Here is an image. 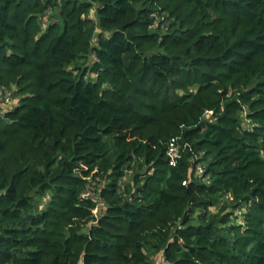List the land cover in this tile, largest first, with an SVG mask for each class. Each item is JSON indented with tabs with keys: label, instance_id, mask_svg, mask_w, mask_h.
I'll list each match as a JSON object with an SVG mask.
<instances>
[{
	"label": "trees",
	"instance_id": "trees-1",
	"mask_svg": "<svg viewBox=\"0 0 264 264\" xmlns=\"http://www.w3.org/2000/svg\"><path fill=\"white\" fill-rule=\"evenodd\" d=\"M0 89V264H264V0H0Z\"/></svg>",
	"mask_w": 264,
	"mask_h": 264
},
{
	"label": "built area",
	"instance_id": "built-area-1",
	"mask_svg": "<svg viewBox=\"0 0 264 264\" xmlns=\"http://www.w3.org/2000/svg\"><path fill=\"white\" fill-rule=\"evenodd\" d=\"M11 100L10 92L3 91L0 89V107L7 106ZM90 193H85L83 196L88 197ZM155 264H171L163 257H160L158 261H155Z\"/></svg>",
	"mask_w": 264,
	"mask_h": 264
},
{
	"label": "water",
	"instance_id": "water-1",
	"mask_svg": "<svg viewBox=\"0 0 264 264\" xmlns=\"http://www.w3.org/2000/svg\"><path fill=\"white\" fill-rule=\"evenodd\" d=\"M10 96H11V98H14V96H15V91H11Z\"/></svg>",
	"mask_w": 264,
	"mask_h": 264
},
{
	"label": "crops",
	"instance_id": "crops-1",
	"mask_svg": "<svg viewBox=\"0 0 264 264\" xmlns=\"http://www.w3.org/2000/svg\"><path fill=\"white\" fill-rule=\"evenodd\" d=\"M8 107H9V105H7V106H3V107H0V108H1L2 111H4V109H7ZM1 110H0V111H1Z\"/></svg>",
	"mask_w": 264,
	"mask_h": 264
},
{
	"label": "rangeland",
	"instance_id": "rangeland-1",
	"mask_svg": "<svg viewBox=\"0 0 264 264\" xmlns=\"http://www.w3.org/2000/svg\"><path fill=\"white\" fill-rule=\"evenodd\" d=\"M11 105V104H10ZM10 105H9V107H10Z\"/></svg>",
	"mask_w": 264,
	"mask_h": 264
},
{
	"label": "clouds",
	"instance_id": "clouds-1",
	"mask_svg": "<svg viewBox=\"0 0 264 264\" xmlns=\"http://www.w3.org/2000/svg\"><path fill=\"white\" fill-rule=\"evenodd\" d=\"M11 93V92H10Z\"/></svg>",
	"mask_w": 264,
	"mask_h": 264
}]
</instances>
